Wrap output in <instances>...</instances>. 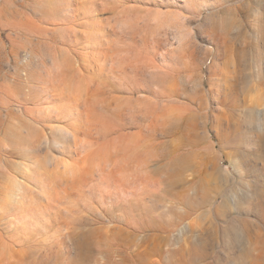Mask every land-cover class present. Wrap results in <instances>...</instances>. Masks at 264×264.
<instances>
[{
    "label": "rangeland",
    "instance_id": "obj_1",
    "mask_svg": "<svg viewBox=\"0 0 264 264\" xmlns=\"http://www.w3.org/2000/svg\"><path fill=\"white\" fill-rule=\"evenodd\" d=\"M0 264H264V0H0Z\"/></svg>",
    "mask_w": 264,
    "mask_h": 264
}]
</instances>
